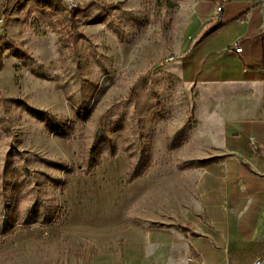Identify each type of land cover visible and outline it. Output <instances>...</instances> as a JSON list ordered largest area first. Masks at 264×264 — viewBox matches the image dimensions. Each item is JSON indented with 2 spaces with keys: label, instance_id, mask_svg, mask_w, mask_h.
Returning <instances> with one entry per match:
<instances>
[{
  "label": "rangeland",
  "instance_id": "rangeland-1",
  "mask_svg": "<svg viewBox=\"0 0 264 264\" xmlns=\"http://www.w3.org/2000/svg\"><path fill=\"white\" fill-rule=\"evenodd\" d=\"M196 1L0 0V264H125L126 240L192 200L186 171L219 158L205 97L175 65ZM76 8L87 13L70 46ZM101 114L113 156L94 140ZM93 142L98 163L84 174ZM33 213L54 218L24 223ZM258 249L251 264H264V235Z\"/></svg>",
  "mask_w": 264,
  "mask_h": 264
},
{
  "label": "crops",
  "instance_id": "crops-1",
  "mask_svg": "<svg viewBox=\"0 0 264 264\" xmlns=\"http://www.w3.org/2000/svg\"><path fill=\"white\" fill-rule=\"evenodd\" d=\"M186 38L175 65L197 89L198 104L205 97L201 124L219 158L186 171L192 200L184 208L175 203L157 228L126 240L122 260L251 264L264 235V0L196 1Z\"/></svg>",
  "mask_w": 264,
  "mask_h": 264
},
{
  "label": "trees",
  "instance_id": "trees-1",
  "mask_svg": "<svg viewBox=\"0 0 264 264\" xmlns=\"http://www.w3.org/2000/svg\"><path fill=\"white\" fill-rule=\"evenodd\" d=\"M103 7L106 8H111L113 7L112 4H104ZM87 13V8H76L73 12L72 15H70V28L72 30V34L68 35L67 37V41L69 42L70 46L74 45L75 40L81 36V32L77 29L76 25H75V18L79 15H85ZM217 29V25L214 28H211L207 31H205L204 33H202L200 35V40H204L205 38H208L210 35H212L214 33V31ZM240 48V47H239ZM241 50V48H240ZM12 55H16L17 52V48H12L11 49ZM0 68H1V62H0ZM8 99H12L13 101H18V99L15 98H8ZM20 101V100H19ZM25 108L30 112V114H32L35 117L38 118H44V115L46 114V112L44 110L41 109H37L33 106H30L28 104H25L23 102ZM106 116L105 114L102 115L98 118L95 130H94V140H99L98 138H101V142L105 144V148L106 151L108 152V154L110 156H113L115 154V148L113 143H111V141L107 138L105 132H104V120H105ZM98 163V155H97V146L94 145V142L92 144H90L86 150L84 151V154L82 155V171L84 172V174H88L90 173L91 170H93L95 168V166ZM141 163H143L142 161V155L137 156L136 159L130 161L129 163V168L128 171L126 173V183H131L133 180H135L137 177H139L142 173V165ZM53 215H39L37 213H33L31 216H29V218L27 220H23L24 223H34V222H38L40 224L43 225H49L50 222L53 220ZM9 230V226L6 224L5 226H3L0 229V235L4 234L5 232H7Z\"/></svg>",
  "mask_w": 264,
  "mask_h": 264
},
{
  "label": "built area",
  "instance_id": "built-area-1",
  "mask_svg": "<svg viewBox=\"0 0 264 264\" xmlns=\"http://www.w3.org/2000/svg\"><path fill=\"white\" fill-rule=\"evenodd\" d=\"M220 10H221V7L220 6H217L215 8L214 16L211 18V20L215 24H217L220 21ZM232 47L234 48V51L235 52H239L240 51V48L238 46V41L237 40L232 44ZM255 264H259V260H256Z\"/></svg>",
  "mask_w": 264,
  "mask_h": 264
}]
</instances>
